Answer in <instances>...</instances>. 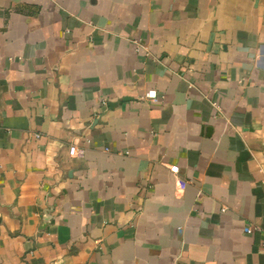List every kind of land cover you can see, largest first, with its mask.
I'll return each instance as SVG.
<instances>
[{
	"label": "crops",
	"instance_id": "obj_1",
	"mask_svg": "<svg viewBox=\"0 0 264 264\" xmlns=\"http://www.w3.org/2000/svg\"><path fill=\"white\" fill-rule=\"evenodd\" d=\"M0 264H264V0H0Z\"/></svg>",
	"mask_w": 264,
	"mask_h": 264
},
{
	"label": "built area",
	"instance_id": "obj_2",
	"mask_svg": "<svg viewBox=\"0 0 264 264\" xmlns=\"http://www.w3.org/2000/svg\"><path fill=\"white\" fill-rule=\"evenodd\" d=\"M154 100H155V98H154ZM69 152H70V154H75V152H76V147L75 146H71L70 148H69ZM171 171L172 172H177V170H178V166H171ZM252 231V228H247V230H246V232H251Z\"/></svg>",
	"mask_w": 264,
	"mask_h": 264
}]
</instances>
